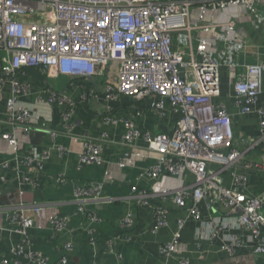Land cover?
<instances>
[{
	"label": "built area",
	"instance_id": "obj_1",
	"mask_svg": "<svg viewBox=\"0 0 264 264\" xmlns=\"http://www.w3.org/2000/svg\"><path fill=\"white\" fill-rule=\"evenodd\" d=\"M260 4L264 0H0V101L7 112L5 124L21 133L23 141L15 133L3 132L0 140L17 156L34 130L46 131L53 141L73 137L75 100L67 91L53 87L62 78L67 79L68 89L101 81L107 102L146 97L159 119L168 113L174 116L169 130L140 131L131 120L118 116L105 117L104 123L121 124L125 129L122 140L129 149L116 163L118 168L130 165L133 156L143 157L135 147L141 140L155 163L139 181L144 179L152 186L165 177L175 181L172 187L150 192L139 190L137 184L129 188L130 197L139 204L154 198L161 201L153 207V234L169 226L170 210L162 201L170 200L177 212H184L176 221L171 241L160 247L163 259L178 253L181 232L190 219L201 224L196 230L201 239L216 241L235 263L246 256L250 264H264V62L240 66L235 58L245 46L236 39V21L215 20L219 11L244 8L264 28ZM27 68L44 74L39 90L26 78L23 70ZM222 70L233 82L227 97L231 105L223 98ZM33 95L39 109L58 110L61 133L25 104L23 100ZM92 98H97L92 91H83V102ZM243 118L251 119L252 137L238 130L237 123ZM101 147L98 141H86L78 155L79 166L104 165ZM55 149L59 157L68 153L62 145ZM47 153L21 156V166L1 163L0 172L10 170L21 185L32 186L38 178L25 170L48 159ZM110 183L112 178L106 175L98 182L75 187L76 215L90 224L99 222L84 204L102 200L101 193ZM201 207L208 211V221ZM5 218L9 230L22 240L12 246L11 254L34 264H48L37 252L24 253L29 230L42 229L25 216L24 208L19 206ZM49 225L53 235L73 237L66 217L55 214ZM133 227L130 211L122 218L121 234L115 239L131 241ZM86 231L96 249V229L90 225ZM72 250L73 243L65 242L54 264H69ZM178 263L189 264L184 257Z\"/></svg>",
	"mask_w": 264,
	"mask_h": 264
},
{
	"label": "crops",
	"instance_id": "obj_2",
	"mask_svg": "<svg viewBox=\"0 0 264 264\" xmlns=\"http://www.w3.org/2000/svg\"><path fill=\"white\" fill-rule=\"evenodd\" d=\"M264 9V4H260ZM216 21L228 22L234 20L237 23L236 39L244 42V51L237 55L236 62L240 66L254 65L264 62V28L253 22L252 15L244 8H227L216 14ZM220 45L217 48L220 49ZM112 71H115L114 69ZM33 81L35 90L42 87V81ZM232 79L224 70L221 71V88L223 98L227 99L232 94ZM67 79H59L53 83L57 90H65L75 100V135L67 138L58 137L56 141L50 139L46 131H32L26 141L23 142V150L20 155L14 156L10 152L7 143L0 140V164L8 163L13 166H21V156L35 151L37 155L48 152V159L32 164L25 170L31 177H37L34 185H21L15 173L8 170L0 172V264H34L25 257H14L10 250L12 246L21 244V236L11 232L7 226L6 214L16 210L19 206L24 208V214L42 229L33 228L28 232L26 243H23L24 253L37 252L48 260V264L56 263L62 256V246L65 242L73 243V250L68 254L69 264H179L178 258L184 257L189 264H245L250 263L246 256L234 262L222 252L216 241L201 239L196 230L201 229V224L193 220H187L181 232L179 250L172 258L165 260L161 256L160 247L172 239L176 229V221L184 217V212H177L170 200L162 201L170 210L168 216L169 226L153 234L150 230L154 223L153 207L161 202L158 199H150L147 204H139L136 198L130 197V185H138L139 190L150 192L160 190L165 186H174L175 181L170 178H162L157 184L140 180L147 168L154 165L153 155L145 149V144L138 140L136 149L143 154L142 158L133 156L131 164L118 168L116 163L128 151L122 137L125 133L121 124H105L104 118L122 117L131 120L140 131H148L157 134L169 130L175 120L172 114L165 119H159L150 109V99L146 97L119 98L115 101H106L104 86L101 81L85 82L74 88H67ZM83 91H92L96 99L92 98L83 102ZM24 99V98H23ZM26 105L40 118L49 120L50 128L61 133L63 126L58 110L55 108H38L35 96L24 99ZM110 107V114L107 108ZM232 107V106H231ZM6 108L4 101H0V132L13 134L20 140L23 138L12 126L5 124ZM239 132L246 138L254 134V126L251 119L243 118L237 123ZM23 141V140H22ZM21 141V142H22ZM86 141H98L101 143V156L105 164H94L80 167L78 155L83 150ZM62 145L68 153L59 157L55 147ZM106 175L111 176L112 183L104 187L101 198L98 201L85 202L86 209L97 214L99 222L90 224L85 219L76 215L77 203L74 190L78 185L88 182H98ZM63 178V182L54 179ZM32 207L38 209L34 212ZM134 215V227L131 231L133 239L129 242H121L115 237L121 234L120 223L127 212ZM202 217L208 221L209 213L205 208H200ZM60 214L68 219V226L73 230V237L67 234L53 235L50 228V220L54 215ZM92 225L96 229L97 246L94 249L87 234V226ZM55 236V238H54ZM110 243V244H109ZM121 256V259L117 258Z\"/></svg>",
	"mask_w": 264,
	"mask_h": 264
},
{
	"label": "trees",
	"instance_id": "obj_3",
	"mask_svg": "<svg viewBox=\"0 0 264 264\" xmlns=\"http://www.w3.org/2000/svg\"><path fill=\"white\" fill-rule=\"evenodd\" d=\"M23 72L25 73V75L34 78L35 80H39V81H44L45 80V76L44 74L40 71V69H24ZM254 264H263V262L259 261V262H255Z\"/></svg>",
	"mask_w": 264,
	"mask_h": 264
},
{
	"label": "rangeland",
	"instance_id": "obj_4",
	"mask_svg": "<svg viewBox=\"0 0 264 264\" xmlns=\"http://www.w3.org/2000/svg\"><path fill=\"white\" fill-rule=\"evenodd\" d=\"M245 264H250V263L247 262V263H245Z\"/></svg>",
	"mask_w": 264,
	"mask_h": 264
}]
</instances>
